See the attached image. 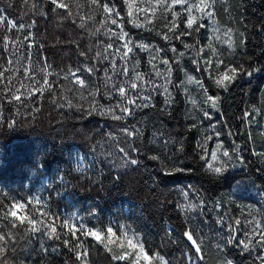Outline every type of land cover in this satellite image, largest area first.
<instances>
[{
  "label": "snow or ice",
  "instance_id": "snow-or-ice-1",
  "mask_svg": "<svg viewBox=\"0 0 264 264\" xmlns=\"http://www.w3.org/2000/svg\"><path fill=\"white\" fill-rule=\"evenodd\" d=\"M3 2L7 8L0 7V61H3L0 63V129L14 128L18 123L15 118L5 119L4 104L15 108V116H20L21 109L29 103L31 112H39L47 94L50 103L74 113L77 120L106 122L103 131L88 137L89 149L95 154L93 159L99 157L100 164L106 163L119 171L139 170L145 161L154 162L156 171L147 179L149 189L155 192L161 178L191 173L193 169L178 166L184 159L183 139L166 135L155 125L149 130L143 116L138 114L146 115L145 110L156 109L158 114L170 117L174 92L179 89L190 97L189 102L200 117L199 127L209 130L195 146V159L202 162L200 167L209 182L231 186L234 177L230 174L237 165L247 167L241 144L232 139L225 146L221 139L225 131L229 137L234 133L227 127L218 129L217 124L225 119L223 94L264 68L243 55L241 62L229 59L236 52L237 33L230 25L222 29L218 19L221 11L230 12L229 0H119V7L114 0H22L23 5L29 6L31 15L44 20L51 17L60 26L70 23L87 34L85 47L72 41L81 62L76 67L59 70L43 54L44 45L37 43L33 31L37 20L32 19L28 24L19 22L8 14V9L15 6L13 0ZM157 18L164 22L159 35L167 49L135 40L126 28L130 25L154 31L149 25ZM202 30L211 31L206 43L200 39ZM258 31L264 32V25ZM239 36V45L246 46L245 34ZM185 57L193 64V71L204 73L205 79L188 74L181 67ZM142 59L147 70L141 69ZM177 70L186 79H174ZM189 86H194L191 91ZM193 92L199 95L192 96ZM157 97L161 98L159 107L155 102ZM262 115L264 109L253 106L239 119L251 128ZM204 121L209 123L205 125ZM197 128L198 124L193 122L187 130ZM146 135L152 138L150 153ZM253 154L264 163V151ZM76 170L84 172L83 166ZM120 178L119 174L113 176L114 180ZM57 180L61 185L66 184L63 177ZM89 181L101 183L92 181L91 177ZM60 191L53 186L55 195ZM53 192L47 197L29 194L18 198L10 191L0 190V264H9L17 251L28 250L29 245L34 255L22 264H46L50 254L63 249L72 254L75 264H88L89 238L112 264H173L171 254L165 252L169 245L179 242L172 226L165 227L160 244L152 248L130 224L100 228L90 226L82 216L62 217L53 212L50 203ZM179 196L175 207L185 218L181 238L188 248L182 254V264H206V237L198 234L190 221L202 217V223L208 222L205 213L209 210L216 214L214 223L220 230L215 243L220 253L219 264H237L226 252L229 247L239 249L245 258L251 257L252 264H264V212L241 211L232 215L222 201L204 199L203 193L192 185L185 186ZM89 215L95 217L97 213L93 211ZM176 264H181L179 258Z\"/></svg>",
  "mask_w": 264,
  "mask_h": 264
},
{
  "label": "trees",
  "instance_id": "trees-1",
  "mask_svg": "<svg viewBox=\"0 0 264 264\" xmlns=\"http://www.w3.org/2000/svg\"><path fill=\"white\" fill-rule=\"evenodd\" d=\"M13 3L15 6L8 9L11 17L24 24H28L32 19L37 20L33 29L37 43L44 45L43 54L54 68L59 70L68 66L76 67L81 62L72 41L85 47L88 42L86 33L67 22L60 26L51 17L44 20L31 15L29 6L23 5L22 0H13ZM114 3L120 6L119 0H114ZM227 6L230 12L221 11L218 19L222 29L230 25L237 33L236 52L229 59L241 62L243 55L249 58V62L264 68V32L258 31L264 25V0H229ZM0 7L7 8V4L0 0ZM149 27L154 31L126 25L135 40L153 46H165L167 49L159 35L164 30V22L157 18ZM239 33L245 34L246 46L239 45ZM210 35V30H202L201 41L206 43V37ZM141 55L146 56V53ZM181 67L185 68L188 74L205 79L204 73L193 71L194 66L189 58H184ZM141 69L147 70L143 59ZM181 77L186 79L184 74L177 70L174 79ZM193 87L189 86L190 91ZM174 95V107L170 117L158 114L156 109H147L146 115H138L143 116L149 130L155 125L166 135H171L177 140L183 139L184 159L178 166H190L193 169L191 173L161 178L156 191L152 192L148 187L150 181L147 178L156 171L154 162L145 161L139 170L129 168L119 171L110 168L106 163L100 164L99 157L93 159L95 154L89 149L88 137L103 131L106 122L77 120L74 113L66 109L61 110L50 103L46 94L44 101L39 105V112H31L32 105L29 103L21 109L20 116H15L16 110L12 105H3L5 119L15 118L18 123L14 128L0 129V190L10 191L18 198L29 194L47 197L53 192V186L59 187L60 194L55 195L53 192L50 201L53 212L61 216L65 213L66 216L76 214L92 217L89 213L95 211L97 215L92 218L97 221L98 226L103 227L112 221L117 224H130L133 229L143 234L146 245L152 248L160 244L165 227L170 225L176 229L175 235L179 242L169 245L165 252L171 254L173 264H176L178 258L182 264V254L188 251L187 242L181 238L185 218L175 207V202L180 199L179 194L185 186H195L206 200L222 201L232 215H239L241 211L264 212V163L253 154L255 151H264V115L257 117V123L251 128L246 127L239 119L245 110L253 106L264 109V71L251 79L245 77L223 94L222 112L225 119L217 124V128H230L234 136L229 137L225 131L221 139L225 141V146H228L232 139L240 143L247 164V167L242 165L241 169L232 171L230 175L234 179L230 181L231 186L223 182H209V177L200 167L202 162L195 159V146L209 130L199 127L200 117L193 110L189 102L190 97L185 96L179 89L175 90ZM198 95V92L192 93V96ZM155 102L159 107L161 98L157 97ZM193 122L198 124V128L188 131V124ZM208 123L204 121L205 125ZM145 140L148 144L147 151L150 153L153 150L152 138L146 135ZM171 150L170 145L167 151ZM81 157L86 165H83L84 172H78L75 167ZM117 174L121 178L114 180L113 176ZM57 177H63L66 184L61 185ZM89 177L92 181L100 180L101 183L90 182ZM191 215L194 217L196 214ZM205 215L209 216L208 222L202 223L201 217L192 219L190 223L198 234L206 237V264H219L220 253L215 248L216 234L220 231L214 223L216 214L209 210ZM86 246L89 252L88 264H112L107 254L101 251L99 246H95L90 238L86 241ZM31 247L29 245L28 250L17 251L9 264H22L34 255ZM226 252L237 264H252V258H245L239 253V249L229 247ZM65 261L75 264L72 254L66 249L52 253L46 258V264H65Z\"/></svg>",
  "mask_w": 264,
  "mask_h": 264
},
{
  "label": "rangeland",
  "instance_id": "rangeland-1",
  "mask_svg": "<svg viewBox=\"0 0 264 264\" xmlns=\"http://www.w3.org/2000/svg\"><path fill=\"white\" fill-rule=\"evenodd\" d=\"M90 162V161H89ZM91 163V162H90ZM83 165H85V163L83 162V160H81L80 158L78 159V161L76 162V168H78V167H81V166H83ZM86 166V165H85ZM242 168V165H237V167L234 169V170H238V169H241ZM65 214V213H64ZM62 215V217H67L66 215ZM71 215H74V216H77L76 214H71ZM79 216H82V215H79ZM82 217H84L85 218V222L86 223H88L90 226H98V224H97V221L94 219V218H92V217H89V216H82ZM108 225H113V226H115V225H117V223L115 222V221H112V222H109V223H106L103 227H105V226H108ZM98 227H100V226H98ZM103 227H100V228H103Z\"/></svg>",
  "mask_w": 264,
  "mask_h": 264
}]
</instances>
